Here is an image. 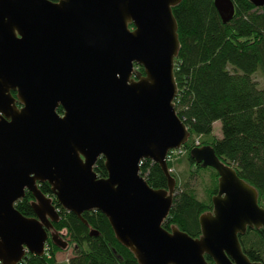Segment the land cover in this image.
<instances>
[{"label":"water","instance_id":"water-1","mask_svg":"<svg viewBox=\"0 0 264 264\" xmlns=\"http://www.w3.org/2000/svg\"><path fill=\"white\" fill-rule=\"evenodd\" d=\"M181 2L0 0V264L43 256L49 242L68 248L54 232L60 214L40 190L45 182L84 224L85 212L104 214L139 264H209L206 256L215 264H262L239 240L249 228L264 229L258 192L212 146L191 151L219 175L202 235L163 227L177 186L167 156L190 137L175 104L181 44L173 7ZM215 6L224 23L233 19L232 0ZM100 158L107 178L94 170ZM147 159L161 167L168 189H152L141 175ZM27 192L34 218L15 207Z\"/></svg>","mask_w":264,"mask_h":264},{"label":"trees","instance_id":"trees-1","mask_svg":"<svg viewBox=\"0 0 264 264\" xmlns=\"http://www.w3.org/2000/svg\"><path fill=\"white\" fill-rule=\"evenodd\" d=\"M232 2L235 15L228 23L223 22L215 0H182L173 7L181 44L175 59V104L190 137L176 162H168L177 186L163 227L170 232L177 227L194 239L202 235L201 216L213 211V197L219 184L216 170L204 169L191 157L195 147H214L217 157L257 190L259 204L264 208V87L254 79L258 73L264 78V7L258 8L250 0ZM138 69L145 75L143 67ZM58 112L63 114L62 109ZM216 122H221L222 138L213 135ZM184 162L189 168L187 177L209 173L208 169L213 171L204 187V199L176 172V167ZM94 170L99 178L108 177L104 158L98 160ZM140 173L152 189H168L166 175L152 160H143ZM39 187L53 199L59 211L60 220L54 223V232L74 247L69 264H139L133 252L119 243L104 214L85 212L86 225L57 202L49 183ZM33 201L34 196L27 192L15 207L24 217L34 218ZM92 231L99 236H91ZM239 240L252 262L264 264L263 228H249L239 235ZM60 252L63 250L49 242L45 255L28 254L21 264H59ZM206 259L215 264L209 256Z\"/></svg>","mask_w":264,"mask_h":264},{"label":"rangeland","instance_id":"rangeland-1","mask_svg":"<svg viewBox=\"0 0 264 264\" xmlns=\"http://www.w3.org/2000/svg\"><path fill=\"white\" fill-rule=\"evenodd\" d=\"M141 72L138 68H136V73ZM254 79L256 81L259 82V84H261V87H264V78L262 77V75L260 73L256 74L254 76ZM214 136L218 137V138H222V125L221 122H216L214 125ZM206 139H210V138H206ZM199 145V143L197 142V146ZM177 169V173L180 174V177L182 179V181L186 182L188 184V186L190 188H194L198 194V196L200 197V199H204L205 198V184L209 182L210 177H211V172H213L211 169H208L209 173H201L200 176H192V177H187L188 174V170L189 168L187 167V165L185 164V162L181 165H179L178 167H176ZM56 234H58L57 232H55ZM64 239V238H63ZM65 240V239H64ZM67 241V240H65ZM68 242V241H67ZM69 243V242H68ZM74 253V247L72 245H70L66 250H63V252H60L57 256L58 260H59V264H69V259L73 256Z\"/></svg>","mask_w":264,"mask_h":264},{"label":"built area","instance_id":"built-area-1","mask_svg":"<svg viewBox=\"0 0 264 264\" xmlns=\"http://www.w3.org/2000/svg\"><path fill=\"white\" fill-rule=\"evenodd\" d=\"M183 148H181L180 150H173L171 151L168 156H167V163H175L177 160L178 155H180L182 153ZM46 251H47V246H46Z\"/></svg>","mask_w":264,"mask_h":264},{"label":"flooded vegetation","instance_id":"flooded-vegetation-1","mask_svg":"<svg viewBox=\"0 0 264 264\" xmlns=\"http://www.w3.org/2000/svg\"><path fill=\"white\" fill-rule=\"evenodd\" d=\"M16 97H17V94H16ZM18 103H19V102H18ZM18 103H17V104H18ZM19 104H20V103H19ZM18 106L21 107L22 105L20 104V105H18ZM59 109H62V107H60ZM59 109H58V110H59ZM62 110H63V109H62ZM60 115H64V110H63V114H60Z\"/></svg>","mask_w":264,"mask_h":264},{"label":"crops","instance_id":"crops-1","mask_svg":"<svg viewBox=\"0 0 264 264\" xmlns=\"http://www.w3.org/2000/svg\"><path fill=\"white\" fill-rule=\"evenodd\" d=\"M58 256V255H57ZM57 260H58V258H57ZM58 262H59V260H58Z\"/></svg>","mask_w":264,"mask_h":264}]
</instances>
